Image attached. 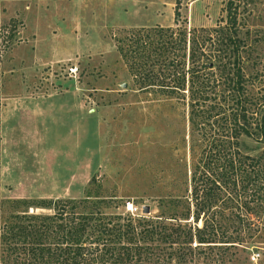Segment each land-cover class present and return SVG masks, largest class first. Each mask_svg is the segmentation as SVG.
Segmentation results:
<instances>
[{
    "label": "rangeland",
    "instance_id": "rangeland-1",
    "mask_svg": "<svg viewBox=\"0 0 264 264\" xmlns=\"http://www.w3.org/2000/svg\"><path fill=\"white\" fill-rule=\"evenodd\" d=\"M229 1L181 0L185 30L192 31V38L201 46L204 44L202 52L206 55L200 62L210 61L208 56L214 54L213 30L226 25ZM1 2L7 19L21 23L20 41L1 67L0 254L4 252V264H33L34 258L23 255V250L37 248V240L59 254L61 241L57 240V232L66 236L60 227L70 223L73 216L92 218L91 225L107 220L127 224L130 217L165 223L167 218L175 217L188 228L201 229L214 212L223 210V216L216 219L228 230L227 236L235 238L233 230L240 228L244 246L255 242L264 249V209L255 203L249 204L253 212L243 208V201H248L241 181L246 176L228 180L218 164L205 163L213 143L209 123L196 117L198 126L194 130L189 122V95H172L157 87L158 82L151 86L142 77L141 60L153 51L142 43L141 56H136L133 40L149 36L150 41H157V32L164 30L165 43L171 42V33L173 43H177L183 26L177 27L174 22L177 0ZM233 3L240 38L247 48L241 54L243 71L250 93L261 97L264 0ZM191 46L189 41L187 50L175 53L182 67L192 66ZM174 50L161 55L165 59L154 54L152 73L165 78L164 66ZM158 61L165 63L160 66ZM72 66L78 68L77 77L67 74ZM233 150L258 163L254 190L263 193L264 198V137H242ZM235 164L239 173V161ZM216 176L221 183L216 190L219 199L213 201L212 208L201 210L198 205L203 203L202 194H196L210 190ZM61 205L66 207L64 220L56 217ZM144 206L150 208L149 215L143 214ZM27 216L46 218L53 235L37 237L35 234L45 232V227ZM240 216L245 220L242 227ZM21 224L30 226L32 234L28 235L33 238L19 243L22 250L16 260L15 255L8 257L11 241H7L6 225ZM196 245L195 240L192 248ZM150 246H160L157 249H164L162 253L173 251L168 243ZM87 247L90 249V245ZM205 249L199 245L195 249V264H216V258L208 260L200 253ZM89 253L85 264H93ZM73 255L74 251L70 257ZM242 256L235 261L243 264ZM63 262L61 258L58 264Z\"/></svg>",
    "mask_w": 264,
    "mask_h": 264
},
{
    "label": "trees",
    "instance_id": "trees-1",
    "mask_svg": "<svg viewBox=\"0 0 264 264\" xmlns=\"http://www.w3.org/2000/svg\"><path fill=\"white\" fill-rule=\"evenodd\" d=\"M6 13V9L0 0V131L3 107L1 67L4 59L20 41L21 35V23L13 18L7 19ZM181 19V0H177L174 22L177 27H180V24L183 25L178 33L177 43H173L174 35L172 33L170 34L171 42L165 43L168 41L166 40L167 37L164 36V30L157 32V36H155L157 41H150L149 36L145 40L141 38L133 40L137 51L136 56H141L139 50L142 48V43L153 51L150 54L145 53L146 55L141 60L142 77L145 81L151 82V86L158 82L157 87L163 91H169L167 93L172 95L183 93L189 95V107L192 109L190 124L196 130L198 125L195 124V119L196 117L201 118L204 122L209 123V131L210 134L212 133L209 138L213 137V143L209 148L210 156L209 158L206 157L205 163L218 164L220 169L224 170V177H228V180L236 177L239 180L240 177H243L242 175H245V179L241 181V188L247 192L245 198L248 202L243 201V208L249 213L253 212L255 210L251 209L249 204L255 203L262 210L264 209L263 193L258 194L254 190L258 181L255 172L258 163L254 162L252 158L242 156L239 151L233 150L242 137H264V95L255 97L249 91V81L243 71L241 56L247 48L245 42L240 38L237 8L234 6L233 0H230L227 6L226 25L224 28L219 27V29L213 30L215 50L212 56L207 55L210 57L208 62H200L201 57L206 55L203 54L205 51L202 52L204 44L201 46L193 39L195 35L192 31L187 33V29L184 28L187 22L185 20L181 22ZM189 41L193 43L189 56L192 66L187 68L185 65L182 67V63L178 61V56L175 53L176 51L187 50ZM172 49H175V52L172 53L170 62L164 66L166 69L165 78H159L160 75L152 73V68L156 65L152 58L155 57V54L160 59H165V56L161 55L169 53ZM198 52L200 54L197 55ZM158 62L160 66L165 63L164 61ZM202 130L205 131V128ZM203 137L206 138L207 136L203 134ZM236 161H239V173H237ZM219 181V176H216L210 190L197 192L196 197L199 196L200 192L202 194L203 203L198 205L201 210L212 208L213 201L219 199L216 192L221 187ZM65 210L64 205L59 207L58 216H56L59 220H64ZM223 213V210L214 212L213 217L205 222L201 229L188 228L183 225L182 220L175 217L165 220V223L171 225L159 220H134L132 217L127 219V224L125 222L115 224L111 220H107L99 225H91L92 218L80 219L78 216H73L69 221L70 223L60 227L62 232H66L67 235L62 236L57 232V240L61 241V248L71 247V249L60 248L59 254H57L37 240V248L23 250V255L32 256L35 260L33 264H58L61 258L64 261L63 264H68V261H76L74 264H85L83 262L88 251L91 252L88 256L92 257L90 263L93 264H108V262L109 264H167L164 262L165 260L178 264H195L197 261L195 249L199 245V247L207 248L200 252L207 256L204 257L205 259L212 258V261H215L216 258V262L220 264H241L235 259L241 257L242 254H246L245 257L242 256L243 264H264V249L261 244L252 242L244 246L245 242L240 235L242 231L240 228L233 230V233L237 234L235 238L227 236L228 230L223 228L220 221L216 219V216H223ZM30 218H33L34 221L38 220L41 227H45V232H47L35 234L37 237L42 235L49 237V234L51 236L54 233V230H50L47 226L46 218L28 217L29 220H31ZM238 219L242 227L245 223L244 217L240 216ZM28 227L30 226L23 224L13 227L6 225L9 231L7 241H11L8 257L15 255L16 260L20 259L19 250L22 249L18 248L19 243L33 238V236L28 235L30 233ZM41 227L39 226V229ZM166 230H172V233L168 234ZM256 231L257 234L261 233L258 232L259 230ZM195 240L198 245L193 249L192 244L195 243ZM155 242H158V245L168 243V248L173 251L168 254L162 253L165 250L157 249L160 246H150ZM87 244L90 245V249H88ZM223 245H226V248ZM233 249L234 252L231 253L230 250ZM73 251L74 258L70 257ZM206 251L208 253H205ZM255 251L259 252L256 254ZM213 254L216 257H213ZM3 255L4 252H1L0 264H4ZM24 264H29V262Z\"/></svg>",
    "mask_w": 264,
    "mask_h": 264
},
{
    "label": "built area",
    "instance_id": "built-area-1",
    "mask_svg": "<svg viewBox=\"0 0 264 264\" xmlns=\"http://www.w3.org/2000/svg\"><path fill=\"white\" fill-rule=\"evenodd\" d=\"M67 74L70 76V77H77L78 76V68L76 66H72L68 69V72ZM128 209L129 210H133L132 209V206H128ZM136 211V209L134 210Z\"/></svg>",
    "mask_w": 264,
    "mask_h": 264
},
{
    "label": "water",
    "instance_id": "water-1",
    "mask_svg": "<svg viewBox=\"0 0 264 264\" xmlns=\"http://www.w3.org/2000/svg\"><path fill=\"white\" fill-rule=\"evenodd\" d=\"M123 88H127V85H124ZM143 214H144V215H149V214H150V208L147 207V206H144V207H143Z\"/></svg>",
    "mask_w": 264,
    "mask_h": 264
},
{
    "label": "crops",
    "instance_id": "crops-1",
    "mask_svg": "<svg viewBox=\"0 0 264 264\" xmlns=\"http://www.w3.org/2000/svg\"><path fill=\"white\" fill-rule=\"evenodd\" d=\"M70 46H71V47H73V41L71 42ZM71 54L73 55V53H72V52H71Z\"/></svg>",
    "mask_w": 264,
    "mask_h": 264
}]
</instances>
